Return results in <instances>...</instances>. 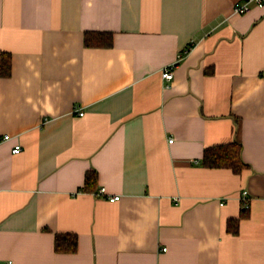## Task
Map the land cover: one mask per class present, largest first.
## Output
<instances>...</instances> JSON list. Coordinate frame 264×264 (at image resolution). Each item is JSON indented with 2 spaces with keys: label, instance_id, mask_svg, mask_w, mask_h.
Segmentation results:
<instances>
[{
  "label": "crops",
  "instance_id": "1",
  "mask_svg": "<svg viewBox=\"0 0 264 264\" xmlns=\"http://www.w3.org/2000/svg\"><path fill=\"white\" fill-rule=\"evenodd\" d=\"M237 1L0 0V264H264V6ZM229 142L242 171L203 164Z\"/></svg>",
  "mask_w": 264,
  "mask_h": 264
},
{
  "label": "trees",
  "instance_id": "2",
  "mask_svg": "<svg viewBox=\"0 0 264 264\" xmlns=\"http://www.w3.org/2000/svg\"><path fill=\"white\" fill-rule=\"evenodd\" d=\"M85 44L87 46H110L113 42L110 31H87L85 33ZM1 74L9 75L11 72V56L3 53L1 57ZM242 146L239 142H229L209 146L203 155V164L207 167H229L235 172H240L246 167L247 162L241 155ZM96 170H88L85 175L84 189L95 191L97 184ZM248 207V206H246ZM247 210V208L245 209ZM246 211L241 217L246 216ZM240 217L228 219L227 225L229 232L236 233L239 228ZM78 236L72 232H58L55 237V248L57 251L74 252L78 247Z\"/></svg>",
  "mask_w": 264,
  "mask_h": 264
},
{
  "label": "built area",
  "instance_id": "3",
  "mask_svg": "<svg viewBox=\"0 0 264 264\" xmlns=\"http://www.w3.org/2000/svg\"><path fill=\"white\" fill-rule=\"evenodd\" d=\"M252 5H257V6H264V0H245L243 2H238L234 6V11L237 13H244L248 10H250ZM173 65H168L165 66V68L162 70V75L166 80H171L174 75V70H173ZM78 113L83 115L84 111L81 110L80 108H77ZM5 138H9V135H5ZM173 138H170L169 141H172ZM22 150V145L20 143H16L13 147V153H18ZM97 194L99 195H105L109 200H117L120 198V195L115 194V195H106L105 194V187H99L97 190ZM246 195H247V190L243 191V198L245 199V205L249 206L248 200H246ZM166 249V247H164Z\"/></svg>",
  "mask_w": 264,
  "mask_h": 264
}]
</instances>
